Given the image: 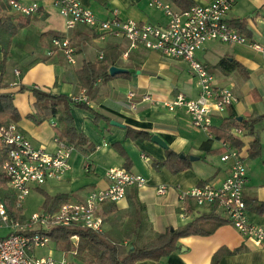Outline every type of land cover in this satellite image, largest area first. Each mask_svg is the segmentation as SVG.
Wrapping results in <instances>:
<instances>
[{"label": "crops", "instance_id": "crops-1", "mask_svg": "<svg viewBox=\"0 0 264 264\" xmlns=\"http://www.w3.org/2000/svg\"><path fill=\"white\" fill-rule=\"evenodd\" d=\"M37 1L40 9L30 16L9 8L0 14L10 16L12 30L13 26L25 23L14 33H10L7 26H0V93L27 86L53 94L85 98L83 101L90 108L72 104L71 112L77 130L85 133L96 147L89 154L75 148L70 159L72 169L67 175L61 180H50L44 184L45 187L42 185L38 188H45L51 194L64 193L69 201L74 202L84 200L91 189L107 187L110 184L107 172L112 167H125L146 176L147 183L144 186L129 187L126 196L119 202L106 201L99 208L104 217V230L119 237L128 220L130 199L136 196L144 204L146 218L140 244L156 232L175 229L212 210L224 218L214 206H198L191 196L187 200V197L181 198L182 192L196 185L206 182L219 184L231 165V160L221 159L226 151L225 142L217 138L210 128L193 126L191 117L185 111H170L165 104L178 94L198 97L200 88L189 63L145 47L129 49L124 38L89 25L78 23L69 28L55 0ZM80 1L99 18H105L112 8H118L124 19L163 26L168 21L164 10L151 5L150 0ZM167 1L181 10L173 0ZM192 1L194 5H205L214 0ZM234 19L244 21L250 41L264 47V0H237L227 21L230 24ZM53 37L70 40L76 49L75 63L69 62L63 52L54 46ZM4 43L8 44L6 50ZM51 49L54 53L48 54ZM105 52L113 59L112 66L123 70L105 81L99 78L94 90L88 92L79 84L78 71L86 62L101 60L103 57H100V53L104 56ZM196 57L209 65L218 86H227L234 91L236 100L231 108L238 119L262 116L255 125L261 143L259 156L252 157L249 152L254 135L247 134L241 127L242 134L234 133L233 128L239 127L237 125L231 127V133L242 142L237 148L248 166L244 196L250 220L264 225V214L257 210L258 204L264 203V53L247 44L211 40L197 50ZM222 59L229 65L236 62L238 66L224 70L218 66ZM2 85L10 87L3 88ZM130 91L134 93L133 96L129 95ZM146 95H150V99H145ZM35 101L32 90L16 93L14 104L21 119L12 122L17 123L35 147L54 152V137L58 134L59 124L57 117L45 118L41 122L33 120L29 115L35 111ZM97 114L99 118L96 119ZM228 114L229 110L214 116L212 127H219ZM105 117H110V121ZM111 121L125 126L115 125ZM126 126L147 131L151 133V138L158 135L167 147L152 139L127 138ZM206 141H210L211 151L202 150L201 145ZM167 148L181 158H187L190 167L177 173L166 166L155 169L152 158L165 160ZM191 155L198 158L191 160ZM159 185H166L164 193L157 191ZM224 219L227 222L214 233L183 236L178 241L179 248L168 256L160 260L142 259L138 264H211L214 253L221 247L240 250L225 254L218 264H264V247L246 239ZM45 248V252L38 249L37 253L66 256L76 264H85L71 253L73 250L67 252L53 240Z\"/></svg>", "mask_w": 264, "mask_h": 264}, {"label": "built area", "instance_id": "built-area-1", "mask_svg": "<svg viewBox=\"0 0 264 264\" xmlns=\"http://www.w3.org/2000/svg\"><path fill=\"white\" fill-rule=\"evenodd\" d=\"M237 0H214L205 5H193L188 10H179L167 0H150V4L163 9L168 21L165 26L124 19L118 8H112L105 18H99L80 0H55L59 12L71 28L81 23L99 31L124 38L129 49L145 47L158 51L163 56L183 59L197 78L200 88L196 98L178 94L165 104L170 111L183 110L190 117L193 126L211 128L213 118L224 114L236 100L234 91L227 86H218L215 75L209 65L196 57L197 50L207 41L247 44L264 53V47L231 26L227 17ZM6 8L30 16L39 11L37 0H9L4 6L0 0V14ZM54 46L61 50L66 59L75 63V47L66 37H53ZM54 50L48 51L53 54ZM103 57V53H100ZM129 95L134 93L130 91ZM85 100L82 97H74ZM145 99H150L146 95ZM233 132L242 134L240 127ZM0 141L9 147V156L3 163L7 177V186L13 192L16 207L23 203L33 188H38L50 180H61L72 169L70 161L75 150L74 145L54 137L55 151L44 147H35L30 138L18 128L16 122L0 127ZM222 154L223 161L231 160L226 177L219 183L210 182L196 185L181 193V198L193 197L198 206L216 207L246 239L264 247V225L250 220L248 204L244 196L248 181V166L242 152L227 143ZM110 184L105 188L91 189L86 198L80 201H68L59 209L49 211L41 209L23 220L10 215L6 203L0 198V229L7 228L6 234H0V264H76L69 257H56L52 253L38 254L37 250L47 247L51 242L48 234L58 226H81L97 232L104 230V217L99 208L106 201L119 202L129 187H142L147 183L146 176L132 172L125 167H112L107 172ZM166 185H159L157 191L164 193ZM77 240L78 235H72ZM72 254H76L73 250Z\"/></svg>", "mask_w": 264, "mask_h": 264}, {"label": "trees", "instance_id": "trees-1", "mask_svg": "<svg viewBox=\"0 0 264 264\" xmlns=\"http://www.w3.org/2000/svg\"><path fill=\"white\" fill-rule=\"evenodd\" d=\"M8 1L9 0H2L3 5L6 6ZM173 1L183 11L190 9L194 5L192 0ZM9 20L10 16L8 15L0 16V26H7L10 33H14L19 26L25 24L21 22L18 27L13 26L12 30ZM230 24L235 26L240 33H245L246 36L249 35L244 21L234 19L231 20ZM7 46L8 44L4 43V50L7 49ZM113 64V59L111 57L109 58V53L107 52H105L103 58L97 62H86L78 71L79 84L82 88L91 92L94 90L95 84L99 78L105 81L108 77L117 74H111L110 72V67ZM218 66L224 70H230L238 65L236 62H231L229 65L225 59H222L218 63ZM2 86L3 88L10 87L8 85ZM25 90H32L36 97L34 103L35 111L29 115L33 120L41 122L45 118L56 116L59 123L57 132L60 138L67 140V142L74 145L76 149H79L84 154H89L95 150V145L90 141L87 135L77 130L71 112L72 104L88 109L90 108L89 105L83 100H77L66 94H53L27 86H20L16 89L1 92L0 127L7 126L10 122L21 119L20 112L14 104V95ZM228 110L229 114L223 119L222 124L219 127H211L210 131L223 142L233 147L240 148L242 142L231 133V127L235 125L241 127L246 130L247 134L255 136L249 149L250 156H259L261 143L255 125L262 119V116H250L247 119L239 120L238 115L231 106ZM97 118H99V114H97L96 119ZM105 118L110 121V117ZM126 137L136 140H146L151 139V133L126 126ZM201 148L202 150L211 151L210 141L204 142ZM222 151H224V148ZM8 156L9 147L0 141V198L6 203L11 216L23 220L25 218L22 213L23 209L21 207H16L14 194L7 186V177L3 169V163L8 159ZM166 156V159L163 161L152 158V166L157 170L166 166L173 173L180 172L190 167V162L187 158H181L179 154L175 153L170 148L166 149ZM38 190H40L45 197L43 203V208L45 210H57L63 203L69 201L68 196L64 193L51 194L42 187L38 188ZM187 199H189V196L186 200ZM257 210L261 214H264L263 202L258 204ZM226 222L224 218L220 217L212 210L175 229L156 232L148 240L140 244L139 240L142 237L146 225L145 208L144 204L135 196L134 199H130L128 220L125 227L121 230L119 237H114L111 232L105 230L97 232L90 228L72 225L54 227L48 234L51 239L60 244L61 248L65 251L69 252L75 250L76 257L85 264H138V261L142 259L149 258L160 260L168 256L179 248L178 241L183 236L191 234L210 235ZM72 235H78V241L74 242ZM125 241H127V243H124ZM239 250L240 248L230 250L226 247H221L214 253L211 264H218L222 256Z\"/></svg>", "mask_w": 264, "mask_h": 264}, {"label": "rangeland", "instance_id": "rangeland-1", "mask_svg": "<svg viewBox=\"0 0 264 264\" xmlns=\"http://www.w3.org/2000/svg\"><path fill=\"white\" fill-rule=\"evenodd\" d=\"M42 187H45V185H43ZM44 195L41 193L40 190L35 189L32 190V192L29 194V196H27L26 200L23 203V215L25 217H29L32 213L37 212L40 210V208L43 207V203H44ZM9 230L7 228H1L0 229V234H6ZM42 252H45L47 250V248L45 249H41Z\"/></svg>", "mask_w": 264, "mask_h": 264}, {"label": "water", "instance_id": "water-1", "mask_svg": "<svg viewBox=\"0 0 264 264\" xmlns=\"http://www.w3.org/2000/svg\"><path fill=\"white\" fill-rule=\"evenodd\" d=\"M122 70H123L122 68H119V67H116V66H111V68H110L111 74H114L116 72H121ZM239 119H242V117H239ZM111 123H113L115 125H118V126H122V127L125 126L124 124H122L120 122H117V121H111ZM151 139H152V141L156 142L157 144H159V145H161V146H163L165 148L167 147L166 143L158 135H153ZM181 156H183V155H181ZM196 158H198V157H196L194 155L190 156L191 160H194Z\"/></svg>", "mask_w": 264, "mask_h": 264}]
</instances>
